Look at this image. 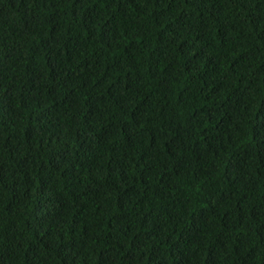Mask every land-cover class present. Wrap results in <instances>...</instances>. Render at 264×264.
I'll list each match as a JSON object with an SVG mask.
<instances>
[{
    "label": "trees",
    "instance_id": "1",
    "mask_svg": "<svg viewBox=\"0 0 264 264\" xmlns=\"http://www.w3.org/2000/svg\"><path fill=\"white\" fill-rule=\"evenodd\" d=\"M0 264H264V0H0Z\"/></svg>",
    "mask_w": 264,
    "mask_h": 264
}]
</instances>
